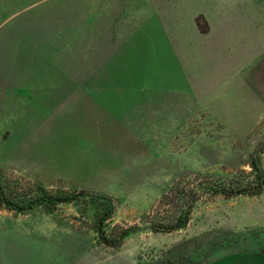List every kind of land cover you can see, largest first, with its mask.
Listing matches in <instances>:
<instances>
[{
    "label": "rangeland",
    "instance_id": "rangeland-1",
    "mask_svg": "<svg viewBox=\"0 0 264 264\" xmlns=\"http://www.w3.org/2000/svg\"><path fill=\"white\" fill-rule=\"evenodd\" d=\"M141 1L0 0L2 184L80 194L0 209V264H264V104L201 97Z\"/></svg>",
    "mask_w": 264,
    "mask_h": 264
},
{
    "label": "crops",
    "instance_id": "crops-1",
    "mask_svg": "<svg viewBox=\"0 0 264 264\" xmlns=\"http://www.w3.org/2000/svg\"><path fill=\"white\" fill-rule=\"evenodd\" d=\"M135 6L137 30L155 36H146L152 50L167 44L184 82L201 97L255 90L264 104V0H145Z\"/></svg>",
    "mask_w": 264,
    "mask_h": 264
},
{
    "label": "trees",
    "instance_id": "trees-1",
    "mask_svg": "<svg viewBox=\"0 0 264 264\" xmlns=\"http://www.w3.org/2000/svg\"><path fill=\"white\" fill-rule=\"evenodd\" d=\"M262 187L257 189L248 190V188H241L238 193H257L260 192ZM80 194L75 191H61L57 193L49 192L45 187L37 186L32 193H29L27 189L18 190L16 193L6 190L5 186L2 184V179L0 175V209L7 207L13 208L20 211H26L33 208L35 205L47 202L53 206L67 202L70 200L78 199Z\"/></svg>",
    "mask_w": 264,
    "mask_h": 264
}]
</instances>
